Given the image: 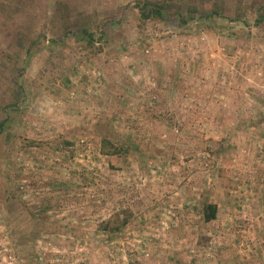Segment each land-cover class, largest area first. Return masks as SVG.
<instances>
[{"label": "rangeland", "instance_id": "1", "mask_svg": "<svg viewBox=\"0 0 264 264\" xmlns=\"http://www.w3.org/2000/svg\"><path fill=\"white\" fill-rule=\"evenodd\" d=\"M0 264H264V0H0Z\"/></svg>", "mask_w": 264, "mask_h": 264}, {"label": "trees", "instance_id": "2", "mask_svg": "<svg viewBox=\"0 0 264 264\" xmlns=\"http://www.w3.org/2000/svg\"><path fill=\"white\" fill-rule=\"evenodd\" d=\"M103 153L105 155H109V156H115V155H119V151L117 149L116 146H114L110 141L105 140L103 142ZM107 149V150H105ZM217 213H218V207L215 204H208L205 207V220L207 222L213 221L216 219L217 217Z\"/></svg>", "mask_w": 264, "mask_h": 264}]
</instances>
